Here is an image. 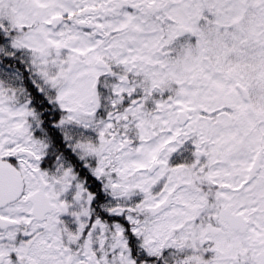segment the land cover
Masks as SVG:
<instances>
[{"label":"snow or ice","instance_id":"6c2138e0","mask_svg":"<svg viewBox=\"0 0 264 264\" xmlns=\"http://www.w3.org/2000/svg\"><path fill=\"white\" fill-rule=\"evenodd\" d=\"M0 264H264V0H0Z\"/></svg>","mask_w":264,"mask_h":264}]
</instances>
